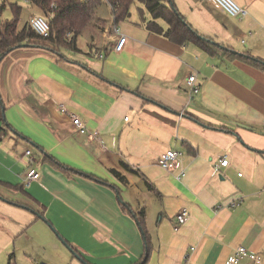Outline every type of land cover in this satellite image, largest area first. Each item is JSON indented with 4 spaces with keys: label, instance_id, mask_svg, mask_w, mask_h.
I'll return each instance as SVG.
<instances>
[{
    "label": "crops",
    "instance_id": "crops-1",
    "mask_svg": "<svg viewBox=\"0 0 264 264\" xmlns=\"http://www.w3.org/2000/svg\"><path fill=\"white\" fill-rule=\"evenodd\" d=\"M201 1L179 8L201 34L234 49L242 42L231 33L249 28L241 51L264 59V0H236L247 10L238 24H221ZM141 4L119 22L110 4L106 18L96 10L77 50L20 46L0 60V264H65V244L68 264H142L147 253V264H225L239 245L264 264V70L150 31ZM28 148L42 173L29 183ZM169 149L182 151L181 179L158 163ZM129 186L139 200L123 203Z\"/></svg>",
    "mask_w": 264,
    "mask_h": 264
},
{
    "label": "trees",
    "instance_id": "trees-1",
    "mask_svg": "<svg viewBox=\"0 0 264 264\" xmlns=\"http://www.w3.org/2000/svg\"><path fill=\"white\" fill-rule=\"evenodd\" d=\"M34 1L46 15H50V33L43 36L35 31L29 21L20 29L18 27L21 6L12 4L13 17L3 19L0 16V60L12 49L27 43L28 46L50 48L60 52L62 48L78 49L77 39L92 22L95 11L103 0H30ZM113 10L116 22L125 20L131 15V7L135 1L141 2L152 19L148 29L162 34L170 40L186 44L193 42L211 54H222L232 58H240L264 70V59L256 57L249 51L235 53L231 47L215 42L212 37L201 34L180 11L174 0L164 3L162 0H105ZM163 20L167 26L161 24ZM0 121L6 122L4 106L0 98ZM8 125V124H7ZM7 128H1L0 136ZM127 166V165H126ZM117 173L116 170L113 171ZM119 176L120 180L124 177ZM148 248L149 237L145 222V211L134 212ZM12 256V254H11ZM149 257L142 264H147ZM138 264V263H137Z\"/></svg>",
    "mask_w": 264,
    "mask_h": 264
},
{
    "label": "built area",
    "instance_id": "built-area-1",
    "mask_svg": "<svg viewBox=\"0 0 264 264\" xmlns=\"http://www.w3.org/2000/svg\"><path fill=\"white\" fill-rule=\"evenodd\" d=\"M24 1H30V0H24ZM212 1L215 2V4H217V6L220 9L227 12L231 16L243 17L247 15V10L244 9L236 0H212ZM30 23L33 29L37 31L39 34L43 36L49 35L50 29H51L50 15H46L44 13L32 15L30 18ZM126 40H127L126 36L124 35L121 36L116 46V49L121 50ZM195 79H196L195 75H190L188 77V82L191 85L193 92H198L199 87L194 84ZM62 110L65 111L66 108L62 107ZM71 120H72L74 127L77 129L79 133L81 134L88 133L87 125L78 115L72 113ZM89 135L92 137H95L97 135V132L93 131L89 133ZM25 153H26V156L29 157V162H28L29 165H28V170H27L26 177H25L26 182L29 183L33 180H39L41 178L42 173L37 167L31 164L34 159L32 155V149L28 148ZM181 156H182V151L169 149L160 155L158 159V163L161 167L169 171L174 170L179 167L180 169H179L177 178L181 179L185 175V170L181 167V161H180ZM228 163H229V160L227 156H224L220 159L219 163H216L214 165V170L217 171L220 169V166H227ZM238 204L239 202L230 203L231 207H234ZM188 217H189L188 210L186 208L181 209V211H179V213L176 215L177 225L175 226V229L177 230L179 228V225L185 223ZM245 258H248L254 261L256 264H260L261 262V259L256 252L250 250L245 245H239L235 249L234 253L225 262V264H237Z\"/></svg>",
    "mask_w": 264,
    "mask_h": 264
},
{
    "label": "rangeland",
    "instance_id": "rangeland-1",
    "mask_svg": "<svg viewBox=\"0 0 264 264\" xmlns=\"http://www.w3.org/2000/svg\"><path fill=\"white\" fill-rule=\"evenodd\" d=\"M195 1L196 0H174L176 5L178 6V8H182L184 13H186V12L191 13V11L193 10V6H194ZM198 1L202 2L201 0H198ZM12 4L21 6V12H20L19 21H18V27L20 29H22L25 26V24L29 23L32 15L43 13V10L34 1L0 0V10L2 11V14H1L2 18L10 19L13 17V10L11 8ZM203 6L206 7L212 15H214L217 19H219V22L221 24L225 23L223 20H226V19L232 20L233 22H235V24L239 23L238 17H235V16L230 17V14H227L226 12H221L218 9L217 4H215V2H213L211 0H204ZM96 10L98 11V14H100L104 18L108 17L111 13L110 5L108 3H106L105 0L102 1V3L98 6V8ZM191 17H192V15L190 16V18ZM246 17L247 16H245L244 18H246ZM219 22L217 21L213 27V32H215V33L212 36H216L214 38H217V37L220 38L222 36V34H224V28L221 24H219ZM244 32L242 31L240 33V35L238 32L237 33H234V32L231 33L232 35H234L233 36L234 38L236 36V39H234L235 42L237 39L242 42V43H240V45H237L236 48H234L237 51L245 50L246 47L248 46V43H247L248 42V38H247L248 36L247 35L251 34L250 29L247 28L246 30H244ZM226 34H227V32H226ZM90 39H92V34L89 33L88 29H84V31L79 36L78 42H79V44H83V43L85 44V42L90 40ZM216 40L214 39L215 42H218ZM119 189L121 190V188H119ZM133 189H134L133 186H129L124 191H122V190L120 191L119 195H120V199L123 203H126L125 200H127V201L129 200V198L127 196L132 198V200H134L135 202L139 200V198L136 195V190H134L135 191V194H134ZM65 247H66V253H67V259L65 261V264H68L69 260L71 259V256L73 255V251L70 249L68 244H65Z\"/></svg>",
    "mask_w": 264,
    "mask_h": 264
},
{
    "label": "water",
    "instance_id": "water-1",
    "mask_svg": "<svg viewBox=\"0 0 264 264\" xmlns=\"http://www.w3.org/2000/svg\"><path fill=\"white\" fill-rule=\"evenodd\" d=\"M22 46H28V44L27 43H24V44H22ZM231 50L233 52H235V53L243 54V52H241V51H237L235 49H231ZM147 257H148V253L146 254L145 259L143 260V262L146 261Z\"/></svg>",
    "mask_w": 264,
    "mask_h": 264
}]
</instances>
